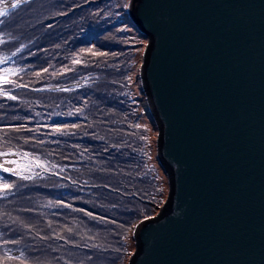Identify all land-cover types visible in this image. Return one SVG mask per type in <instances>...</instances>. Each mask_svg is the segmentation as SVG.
I'll return each mask as SVG.
<instances>
[{
    "label": "trees",
    "instance_id": "1",
    "mask_svg": "<svg viewBox=\"0 0 264 264\" xmlns=\"http://www.w3.org/2000/svg\"><path fill=\"white\" fill-rule=\"evenodd\" d=\"M118 2L34 0V19H17L27 4L0 17V56L11 57L1 68L18 70L10 78L27 85L4 86L17 100L0 96V151H28L56 165L49 173L39 168L31 182L0 171L16 185L0 197V264H20L4 261L5 252L17 257L9 250L24 264H121L127 237L162 201L145 158L148 128L132 112L135 98L125 95L134 38L118 17ZM87 74L92 78L84 81ZM39 197L52 207L35 209H47L46 216L25 227L32 211L24 206Z\"/></svg>",
    "mask_w": 264,
    "mask_h": 264
},
{
    "label": "water",
    "instance_id": "2",
    "mask_svg": "<svg viewBox=\"0 0 264 264\" xmlns=\"http://www.w3.org/2000/svg\"><path fill=\"white\" fill-rule=\"evenodd\" d=\"M170 182L129 264H264V0H131Z\"/></svg>",
    "mask_w": 264,
    "mask_h": 264
},
{
    "label": "rangeland",
    "instance_id": "3",
    "mask_svg": "<svg viewBox=\"0 0 264 264\" xmlns=\"http://www.w3.org/2000/svg\"><path fill=\"white\" fill-rule=\"evenodd\" d=\"M121 2H118L116 4V9L118 10V17H120V19L122 21H124L126 23V27L128 28L127 30H129V34L134 38V47H133V56L130 58L129 63L126 65L125 70L127 72L128 75H130V84H128V86L125 89V95L129 96L128 94H130V96H132V98L136 100L135 102H129L131 105V109L133 114L135 115V113H137L138 118L140 120V122L142 121L148 128V134H147V139L145 141V148H144V152H145V158L148 162L149 167L152 170V174L157 178V181L162 189V201L160 204L155 206V211L156 213L150 217L153 218L155 217L160 211L161 208H163V206L165 205V203L167 202L168 198H169V194H170V182H169V176L165 170V168L162 166L160 159H159V136H160V129H159V124L157 119L155 118V116L153 115L152 109H151V105L149 104V100L147 97V94L145 92L144 89V85H143V81H142V69H143V63H144V57H145V50L149 45V38L146 36L145 33H143L140 28L137 26V24L133 21V19L130 16V4H131V0H120ZM13 2V0H0V7H8L9 10H11V3ZM27 7H25L19 14L18 18H21V20L19 22H22L26 15L32 13L33 14V19H34V0H28L27 3H23L22 5H26ZM125 4H128V7H125ZM40 12V11H39ZM19 25V23H18ZM14 26L16 29H20L19 27ZM20 52L15 51V55L18 54ZM0 58H2L0 56ZM5 64V63H4ZM0 64V68H1ZM91 74H87V78L84 81H89L92 78ZM78 85H80V83H78ZM125 88V87H124ZM52 89H56V87H53ZM138 104V106H137ZM141 119H140V117ZM142 123V124H143ZM28 152V151H27ZM30 153V152H29ZM34 156H38L37 154H33ZM1 158V157H0ZM5 159H18V157L16 156H7V157H3ZM34 172H39V168L34 167L33 168ZM51 172L50 170L48 171H43V173H49ZM15 178V176H14ZM17 178V177H16ZM37 176H35L33 179L31 180H21L20 181H24V182H31L32 180L36 179ZM19 179V178H17ZM38 197V196H42L40 194H34V197ZM45 196V195H43ZM28 203V202H27ZM32 206H24L29 208V211H32L31 216L29 217V220L24 223L25 227H30L32 226V221L35 220L36 221L38 219V216L44 217L46 216V210L44 211H39V210H35V209H45L48 207H52V206H41L40 205V197L38 199L34 198V201H31ZM28 205V204H26ZM50 210V208H49ZM34 211H36L34 213ZM147 218V219H150ZM145 219V220H147ZM14 224L16 226H21L22 228H24L23 225L20 224V222L18 221L17 216H14ZM141 223V222H140ZM138 226V225H137ZM136 226V227H137ZM135 227V229H136ZM135 229L134 231L127 237L126 239V245L128 248V254L124 261L121 264H129L131 261L132 256L135 254L136 249H137V244H136V239L134 236L135 233ZM10 253L12 255L15 256H19L20 252H15V251H11L9 250Z\"/></svg>",
    "mask_w": 264,
    "mask_h": 264
},
{
    "label": "snow or ice",
    "instance_id": "4",
    "mask_svg": "<svg viewBox=\"0 0 264 264\" xmlns=\"http://www.w3.org/2000/svg\"><path fill=\"white\" fill-rule=\"evenodd\" d=\"M28 0H13L11 3L12 9L19 8L23 3H27ZM128 4H125V7H128ZM8 7H0V17H4L8 15ZM4 21L0 20V24H3ZM6 41L2 36H0V44H4ZM17 51H20V49H17ZM89 52H91V49H88ZM93 55H107V53H92ZM15 55V53H13ZM11 57H3L0 58V64L7 63L8 60H10ZM80 60H73V64H79ZM67 70V69H66ZM46 72L47 69H44ZM18 70L13 68H0V96H3L9 100H17V96L10 94L4 86L12 85L13 87H27V85L17 83L16 81H13L10 77L14 74H17ZM55 74V73H54ZM37 75H40L37 73ZM130 79V78H129ZM67 91L68 89H60ZM77 112L80 111V109L76 110ZM24 126L21 125L19 128L13 129L14 131H19ZM71 127L75 128L78 127V125H72ZM137 128L140 127L139 124L136 125ZM31 131V129H29ZM38 131V129H37ZM52 132L54 134H67L66 128L62 127H53ZM27 142V141H25ZM40 143H43V141H39ZM7 156H16L18 159H7L4 162H0V171L4 173H8L12 176H15L21 180H31L35 176H39L40 173L34 172L33 168H40L42 171H48L50 168H55L56 165L49 164L47 161H41L39 156H34L32 153H29L27 151H21L19 149H16L15 151L12 150V148H8L6 151H0V157H7ZM6 165H12V167H8ZM16 187L14 182H10L9 180L5 179L3 176H0V197H6L9 193L12 192V190ZM59 203V202H58ZM66 207H70V205H65ZM88 215H91V213H88ZM148 217H146L147 219ZM19 241H12V243H18ZM5 243H9V241H5ZM93 247H96L93 245ZM21 256H23V253H21ZM4 261H10V260H19L20 264H24V261L20 259V257H13L8 254V252L4 253L3 257Z\"/></svg>",
    "mask_w": 264,
    "mask_h": 264
},
{
    "label": "bare ground",
    "instance_id": "5",
    "mask_svg": "<svg viewBox=\"0 0 264 264\" xmlns=\"http://www.w3.org/2000/svg\"><path fill=\"white\" fill-rule=\"evenodd\" d=\"M5 160H7V159H5V158H3V157L0 158V162H4ZM6 166H8V167H12V165H6Z\"/></svg>",
    "mask_w": 264,
    "mask_h": 264
},
{
    "label": "built area",
    "instance_id": "6",
    "mask_svg": "<svg viewBox=\"0 0 264 264\" xmlns=\"http://www.w3.org/2000/svg\"><path fill=\"white\" fill-rule=\"evenodd\" d=\"M40 176V175H39Z\"/></svg>",
    "mask_w": 264,
    "mask_h": 264
}]
</instances>
